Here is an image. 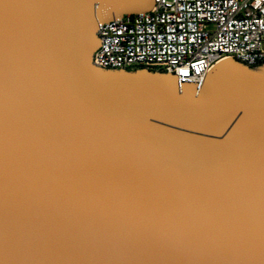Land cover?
<instances>
[{
	"label": "water",
	"instance_id": "obj_1",
	"mask_svg": "<svg viewBox=\"0 0 264 264\" xmlns=\"http://www.w3.org/2000/svg\"><path fill=\"white\" fill-rule=\"evenodd\" d=\"M155 4L0 0V264H264V65L93 64Z\"/></svg>",
	"mask_w": 264,
	"mask_h": 264
},
{
	"label": "built area",
	"instance_id": "obj_2",
	"mask_svg": "<svg viewBox=\"0 0 264 264\" xmlns=\"http://www.w3.org/2000/svg\"><path fill=\"white\" fill-rule=\"evenodd\" d=\"M149 13L99 23L93 64L105 70L171 73L198 83L230 58L264 65V0H155Z\"/></svg>",
	"mask_w": 264,
	"mask_h": 264
}]
</instances>
